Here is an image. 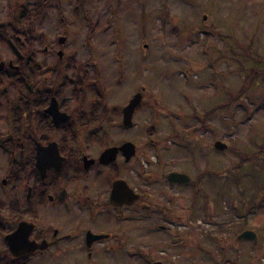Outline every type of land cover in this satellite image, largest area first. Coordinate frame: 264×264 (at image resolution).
<instances>
[{
	"label": "rangeland",
	"instance_id": "374dc122",
	"mask_svg": "<svg viewBox=\"0 0 264 264\" xmlns=\"http://www.w3.org/2000/svg\"><path fill=\"white\" fill-rule=\"evenodd\" d=\"M37 1H44L42 14L20 23L21 7L32 9ZM7 40L33 56L31 66H51L54 52L62 51L55 74L32 73L33 87L53 90L85 72L88 83L98 81L105 91L108 107H124L141 94L137 127L118 133L140 153L136 182L151 193V204L167 207L163 219L170 226L158 213L139 224L163 225L170 233L144 238L141 232V246L152 242L150 255H101L105 264H264V0H0V62L19 65ZM13 79L0 78V140L12 135L9 111L24 94ZM79 103L72 101V108ZM112 125H98L107 136L91 151L117 140ZM215 142L226 148L214 149ZM7 157L0 155L4 202ZM173 166L187 185L167 184L163 175ZM23 193L19 187L17 197ZM244 230L254 233L255 243L236 239ZM75 257L61 256L60 264Z\"/></svg>",
	"mask_w": 264,
	"mask_h": 264
},
{
	"label": "flooded vegetation",
	"instance_id": "af4514ba",
	"mask_svg": "<svg viewBox=\"0 0 264 264\" xmlns=\"http://www.w3.org/2000/svg\"><path fill=\"white\" fill-rule=\"evenodd\" d=\"M18 39L16 37L15 43ZM9 41L7 45L19 65L12 61L0 62L3 64L0 74L12 76V73H18L15 84L24 94L19 99V108L9 111L11 120L7 119L12 124V135L0 140L3 152L0 155L8 156L11 170L10 176L1 181L2 186L6 183L10 186V195L5 202L0 200V264H60L64 255H79L73 264H100V258L101 264H105L101 255L126 254L131 258L150 255L152 242L149 239L147 247L141 246V232L144 238H155L154 232L168 234L170 230L163 225L141 226L139 223L156 213L165 221L167 207L151 204V193L142 190L136 182L140 179V153L134 143L121 139L122 134L118 133L137 127L133 117L139 104L132 114L130 127L125 128L122 125L123 106H106L105 91L98 81L88 83L85 72L82 76L65 77L53 90L33 87L28 83L32 73L40 76L44 69L55 74L62 51L54 52L56 62L51 66L39 65L40 69L31 66L33 56L30 54L18 52L17 55ZM56 42L59 44L58 38ZM43 52H48L47 48ZM19 74L20 79L17 78ZM69 88V99L61 100ZM75 100L82 103L74 106V110L72 101ZM101 122L115 124L112 128H115L117 140L93 152L91 149L101 143L99 139L107 136V132L98 127ZM124 143L133 146V153L127 159V154L118 150L110 162L100 161L105 150L119 149ZM52 145L58 156L42 154L45 159L37 161V147L50 148ZM15 150L20 152L19 161L13 160ZM152 163L155 165L157 161ZM173 168L163 175L167 184L187 185L190 180L187 183L169 181L171 173L184 175ZM79 180H83V185H76ZM19 187L24 193L17 197ZM153 190L162 191L163 188L153 186ZM164 191L162 193L166 195ZM185 217L182 215V222ZM19 224L21 235L10 240V248L5 237L13 234ZM145 260L146 264H161L159 260Z\"/></svg>",
	"mask_w": 264,
	"mask_h": 264
},
{
	"label": "water",
	"instance_id": "95a60500",
	"mask_svg": "<svg viewBox=\"0 0 264 264\" xmlns=\"http://www.w3.org/2000/svg\"><path fill=\"white\" fill-rule=\"evenodd\" d=\"M205 18V17H203ZM19 41V39H18ZM65 39L63 37L58 38V43L60 45H62L64 43ZM9 46L10 48L17 54L19 55L18 51L16 50V48L13 46V44L11 43V41H9ZM60 54V52H59ZM2 63H0V70L2 68ZM11 65V64H9ZM141 101V94L140 93H136L132 96V98L128 101V103L123 107L122 109V116H123V122L122 125L127 128L130 127L131 125V117L132 114L134 112V109L137 107V105L140 103ZM214 149L218 150V151H222L226 148V145L223 144L222 142H215L213 144ZM132 149L133 146L130 143H124L119 149L116 148H110L105 150L101 157H100V161L104 162V163H108L113 159V154H115L118 150L122 151L123 154H127V157L132 154ZM36 160L37 161H42L45 159V157L42 156V154H58L57 150L55 148L54 145H52L50 148H39L37 147L36 150ZM58 156V155H57ZM168 179L171 183H187L189 182V179L185 176V175H181V174H176V173H171L168 176ZM121 182H116L115 184H118ZM116 186V185H115ZM113 186V188L115 187ZM21 224H19L18 228L15 230V232L7 237H5V240L7 242V244L10 247V240L13 238H18L21 235ZM237 240L242 241V240H250L252 242H256V236L254 235V233L250 230H246L241 232L238 236H237ZM11 248V247H10ZM12 251V250H11Z\"/></svg>",
	"mask_w": 264,
	"mask_h": 264
},
{
	"label": "trees",
	"instance_id": "16d2710c",
	"mask_svg": "<svg viewBox=\"0 0 264 264\" xmlns=\"http://www.w3.org/2000/svg\"><path fill=\"white\" fill-rule=\"evenodd\" d=\"M43 2L37 1L34 4L33 8L29 10L24 7H21L22 10L20 12V23L29 21L30 19L37 18V16H40L45 7V4ZM12 41L15 43V39H13ZM245 55H247V52L245 53ZM252 72L259 73L257 70H252ZM12 74H13L12 76H9L2 73L0 74V78H14L13 80L16 83L17 81L15 80V77L18 73H12Z\"/></svg>",
	"mask_w": 264,
	"mask_h": 264
}]
</instances>
